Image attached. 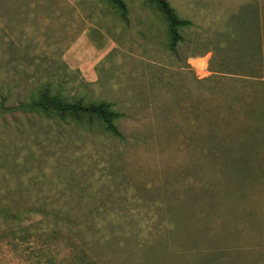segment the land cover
<instances>
[{"label":"rangeland","instance_id":"rangeland-1","mask_svg":"<svg viewBox=\"0 0 264 264\" xmlns=\"http://www.w3.org/2000/svg\"><path fill=\"white\" fill-rule=\"evenodd\" d=\"M124 1L128 24L105 0H0V264H263L264 0H169L192 22L176 54ZM47 83L113 103L123 139L17 108Z\"/></svg>","mask_w":264,"mask_h":264},{"label":"trees","instance_id":"trees-1","mask_svg":"<svg viewBox=\"0 0 264 264\" xmlns=\"http://www.w3.org/2000/svg\"><path fill=\"white\" fill-rule=\"evenodd\" d=\"M114 8L120 19L129 23V9L124 0H105ZM148 4L153 7L166 25V31L169 39V51L177 53L178 45L184 40L182 31L192 25L188 19L182 18L176 9L171 5L169 0H147ZM255 27L257 33H260L263 17L260 6L253 11ZM259 38V37H258ZM260 42V38L258 39ZM257 93L253 99L254 111H257V120L261 121L264 128V75L263 71L257 77ZM24 113H30L37 117L45 118L50 121L71 123L85 129H94L99 127L110 136L123 139L118 121L124 116L114 108L113 103L109 101L89 102L83 97L68 96L61 90H55L51 84L42 85L35 94L27 101L21 103L18 107ZM262 145V144H259ZM264 147V139H263ZM260 174V182L264 179V164ZM191 250H180L177 255L186 257V253L191 255ZM206 254V252H204ZM69 264H97L84 249L71 258ZM194 264H229L224 260V250L216 249ZM264 264V262H263Z\"/></svg>","mask_w":264,"mask_h":264},{"label":"crops","instance_id":"crops-1","mask_svg":"<svg viewBox=\"0 0 264 264\" xmlns=\"http://www.w3.org/2000/svg\"><path fill=\"white\" fill-rule=\"evenodd\" d=\"M263 75H264V70H263Z\"/></svg>","mask_w":264,"mask_h":264}]
</instances>
